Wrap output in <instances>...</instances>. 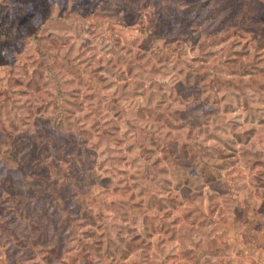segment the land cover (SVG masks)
I'll return each instance as SVG.
<instances>
[{
	"label": "rangeland",
	"instance_id": "rangeland-1",
	"mask_svg": "<svg viewBox=\"0 0 264 264\" xmlns=\"http://www.w3.org/2000/svg\"><path fill=\"white\" fill-rule=\"evenodd\" d=\"M0 38V264H264V0H0Z\"/></svg>",
	"mask_w": 264,
	"mask_h": 264
},
{
	"label": "trees",
	"instance_id": "trees-1",
	"mask_svg": "<svg viewBox=\"0 0 264 264\" xmlns=\"http://www.w3.org/2000/svg\"><path fill=\"white\" fill-rule=\"evenodd\" d=\"M4 35L6 36L5 39L9 40L10 42L17 43V41H19L18 37L14 36L12 33L8 32V31L5 32ZM0 41H1V38H0ZM208 179L213 180L214 177H211V178L208 177ZM143 229L147 230V226L144 225ZM44 234H45V231H44Z\"/></svg>",
	"mask_w": 264,
	"mask_h": 264
}]
</instances>
